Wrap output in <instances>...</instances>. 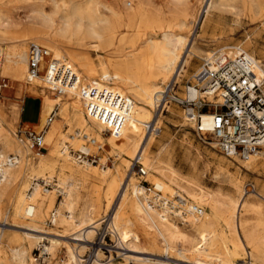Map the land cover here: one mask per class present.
Listing matches in <instances>:
<instances>
[{"label":"rangeland","instance_id":"obj_1","mask_svg":"<svg viewBox=\"0 0 264 264\" xmlns=\"http://www.w3.org/2000/svg\"><path fill=\"white\" fill-rule=\"evenodd\" d=\"M75 1L81 6L89 2L88 0ZM92 1L91 9L97 8L98 13L109 18L116 25L118 23L119 26L116 29V39L112 46H106L99 50L89 48L84 51L88 54L92 67L98 70L99 76L107 74L110 77L113 74V69L108 61H113L124 55V9L136 6L138 0ZM207 1H142L145 10L149 12H153L157 8L156 10L165 16L179 17L186 26L182 35L189 39V48L195 53L196 58L192 57L188 60L180 78L176 81L172 79L166 83L169 86L167 93L169 96L178 99L184 98L185 83L198 70L202 61L207 59L206 53L232 52L234 49L240 48L264 65V17L260 11L255 9L259 6L264 10V0H227L226 5L206 12ZM97 3L98 5H96ZM0 5L9 18L17 24L19 30L40 28L41 12L51 13L49 0H1ZM104 6L113 9L118 16L113 18L112 13L105 10ZM121 39L123 40L120 42ZM9 43L6 42L5 45ZM28 44L26 43L24 50L26 62ZM56 45L65 55L71 53L78 55L81 52L80 48L75 45L62 42H57ZM44 48L51 53L50 49ZM75 72L78 77V96L70 97L64 93V95H57L45 90L41 79L27 85L26 78L18 81L4 77L7 79L8 88L3 91L0 112L4 117L10 145L4 152L1 144L3 140L0 138V153L4 158L7 155L20 156L18 168H3V175H5L6 169L9 173H18L16 178L9 180L8 189L11 194L4 199L0 214V236L5 235L7 240L12 243V247L24 250L23 258L14 259L12 264H179L168 259L159 251L123 245L117 233L112 229V219L117 210L119 198H116L111 208L106 210L102 199L103 190L117 171L122 173L125 185H129L128 194L131 187L136 186L139 181L133 174L136 171V167L133 169L135 161L131 162L128 167L121 164L124 158L123 138L113 139L109 132L97 131L92 127L93 131L97 132L101 138L98 143L96 142L101 150L97 151L96 146L91 147V152L97 155L96 163L82 166L70 158L72 151L70 154L67 152V149L78 150V144L85 145V142L76 136L81 128L73 123L71 126L66 125L60 132V143H58V149L67 146L66 155H58L56 158L47 156L44 159L46 170L42 173L32 171L37 167L39 159L35 153L22 148L23 146L13 135L20 125L19 101L25 95L38 97L42 104L45 99H51L57 101L56 110L59 105L70 102V99L82 102L80 97L86 96V77L78 69ZM0 78L3 77L0 76ZM93 83H103L112 88H121L116 81L106 83L99 81L98 76L88 84L92 85ZM156 84L154 83V85ZM159 85L161 86V83ZM122 91L124 94L123 89ZM37 114L38 102L28 101L22 120L24 122L34 121ZM156 114L159 116L156 127L160 128V133L156 136L151 135L152 143L147 151L149 161L154 162L156 167L173 171L183 182L192 183L206 193L219 197L224 202H239L242 198L243 187L248 191L253 187L256 194L242 199L256 202L263 208L264 217V154L253 157L247 162L226 157L216 145L211 134L206 133L201 137L197 134L194 124L186 120L183 108L174 101L169 102L163 110L160 108L157 111L156 109ZM55 119L56 117L51 125ZM36 124L37 122L29 126L36 130ZM84 125L87 127L85 128L87 133L91 132L89 136L94 138L90 131L92 128H89L88 119ZM143 134H145V128ZM70 136H75L76 141L68 140ZM47 137L46 151L43 152L45 154L48 153L47 149L52 145L50 132ZM63 143L64 145H61ZM25 150L29 152L28 156H26ZM143 168L145 169L144 166ZM105 170L107 175L100 183L97 176L103 175ZM82 172L89 173L90 178L79 181L78 173ZM145 180L153 185L149 175ZM36 185L40 186V198L34 202L26 201L36 209L34 216L27 220L22 215L16 216L14 210L17 194L21 192L23 195H28ZM98 186L101 191L100 204L97 203ZM171 189L180 192L175 187H171ZM66 193L69 194L68 203L63 204ZM198 206H202L206 212L205 205ZM173 224L183 232L190 230V225L184 227L180 224ZM237 239L246 247L240 253L242 258H245L252 252L251 248L242 235H238ZM2 246L5 248L4 244ZM46 250L51 251L49 253ZM71 253L74 258L71 257Z\"/></svg>","mask_w":264,"mask_h":264},{"label":"bare ground","instance_id":"obj_2","mask_svg":"<svg viewBox=\"0 0 264 264\" xmlns=\"http://www.w3.org/2000/svg\"><path fill=\"white\" fill-rule=\"evenodd\" d=\"M88 1L84 6H81L75 0H49L51 13L41 12L40 28L33 27L23 30H19L17 24L9 18L0 5V76L18 81L26 78L27 62L24 50L26 43L33 41L34 44L50 49L52 56L63 60L75 75V70L78 69L86 77L85 81L87 82L86 96L80 97L83 103L70 99V102L59 105L56 110L57 101L44 100L40 115L41 122L50 113H54V117H56L46 131L44 139L46 142L50 132L52 145L47 149V154L35 155L39 159V163L32 171L44 172L46 170L44 159L47 156L56 158L58 155H66L67 146L58 149L60 132L66 125L76 124L77 127L81 128V131L76 133L77 138L83 140V136H87L95 144L86 146V144L77 143L78 150L67 149L68 154L71 153L70 151L91 152L90 148L97 146L96 142L98 143L101 139L98 133L93 131V128L97 131H107L113 139H124L122 166L128 167L133 161L135 164L136 162L141 163L146 169V176L151 177L153 183L151 185L164 195L184 194L183 196L188 202L196 206L205 205L206 207L205 212L202 206H198L202 209L200 217H187L186 222L180 224L184 227L190 225V230L183 232L173 224H179L174 219L168 218L158 210L147 206V197L139 185V181L136 186L131 187L128 194L129 185H125L122 180V173L117 171L114 178L107 183L103 190L102 199L104 208L107 210L111 208L116 198H119V204L112 219V229L117 233L123 245L159 251L168 259L179 264H264L263 208L252 200L242 199L256 194L253 187L250 188V191L243 187L242 198L239 202H224L219 197L206 193L192 183L183 182L173 171L156 167L155 163L147 158V151L152 143L151 135L154 133H150V129L146 131V124L150 123L156 127L159 118L156 109L158 111L161 108L168 93L169 86L166 83L172 79L178 80L188 60L195 57V53L189 48V39L182 35L186 27L185 24L179 17L165 16L156 10L157 8L153 12L145 10L143 0H138L136 6L124 9V55L121 58L108 61L113 69L112 76L109 77L107 74L99 76L98 70L92 67L89 56L84 51L89 48L99 50L106 46H112L116 39V29L119 26L118 23L116 25L109 18L98 13L97 8L91 9L93 1ZM226 4L227 0H208L205 9L208 12L210 9ZM104 9L110 11L113 18L118 16L113 9L107 6H104ZM255 9L260 11L264 17V10L261 7L257 6ZM6 42L10 43L5 45ZM57 42L75 45L80 48L81 52L78 55L72 53L65 55L60 52L56 45ZM239 51L242 50L236 48L232 52L219 51L218 53L231 57ZM242 52L249 56L245 51ZM214 54L216 53H206L207 59L212 58ZM249 58L254 65L253 72L256 80H264V65L253 57L249 56ZM96 76H98L99 81L104 83L116 81L121 88H112L103 83L88 84ZM154 83L157 84L154 85ZM63 93L69 97L78 96L77 75L71 86L63 88ZM63 93L62 95H64ZM201 95L200 93H192L189 96L194 98ZM90 106L93 107L90 109ZM85 116L86 120L88 119L90 122L89 128L93 127L90 131H92L94 138L89 136L91 132L87 133L85 129L87 128L84 125ZM211 116L212 114L208 113L202 114L203 136L206 133L210 134ZM185 118L188 122H192L194 127L196 126L195 121L186 113ZM115 126L119 128L118 135H114L112 132ZM5 127L4 117L0 112V138L3 140L1 144L4 152L10 145ZM144 128L145 134L142 135ZM83 131L85 133H82ZM68 140L75 142L76 138L70 136ZM26 150L25 154L28 156L29 152ZM260 154L263 153H254L245 160L240 159L237 155L226 157L247 162ZM9 156L13 155H7L4 158L3 154L0 153V214L4 199L11 194L8 189L9 180L18 176V173H9L8 169L3 175V168H18L20 164V156H13L14 163L7 164L6 160ZM70 158L72 159L71 155ZM73 162L75 161L73 160ZM86 165L91 164H82V166ZM92 168L95 169V167ZM106 172L105 170L103 175L97 176L100 183L106 177ZM78 175L79 181L90 178L89 173L82 172ZM171 187L179 189L181 193L173 191ZM96 193L97 203L100 204L101 191L99 186ZM39 198V185L33 187L32 192L28 195L19 192L17 202L15 201V215H22L25 220L32 218L36 209L26 201L34 202ZM68 199L69 194L66 193L63 204L68 203ZM69 219L72 218L69 217ZM238 235H242L252 251L245 258H242L240 253L246 247L237 239ZM3 244L5 248L2 246ZM11 244L5 235L0 236V264H12L14 259L23 258L24 250L12 247ZM46 251L50 253L51 250ZM71 257L74 258L72 253ZM43 260L45 263L44 258ZM137 260L141 261L140 259Z\"/></svg>","mask_w":264,"mask_h":264},{"label":"built area","instance_id":"obj_3","mask_svg":"<svg viewBox=\"0 0 264 264\" xmlns=\"http://www.w3.org/2000/svg\"><path fill=\"white\" fill-rule=\"evenodd\" d=\"M215 53L212 58L203 60L198 70L187 80L184 98L166 95L161 110L169 102L177 103L195 121V131L200 137L204 132L202 114H212L210 134L225 156L237 155L245 160L254 153L264 154V80H256L253 62L244 52L239 51L231 57ZM38 78L46 85L45 90L62 95L63 88L71 86L76 75L63 60L54 58L46 48L30 43L25 82L31 85ZM6 80L0 78V102L4 89L8 88ZM192 93L202 95L190 98ZM53 119L54 113L46 116L43 122L39 117L36 130L20 123L13 135L24 148L35 154L43 153L46 151L45 134ZM116 126L112 130L114 135L119 134ZM149 129L154 136L160 133V128L150 123L146 124V131ZM83 141L86 146L95 145L87 136H83ZM95 148L101 150L99 146ZM71 156L78 164H94L97 160V155L88 151H72ZM6 163L13 164V156H9ZM135 167L134 174L147 197L148 207L179 224L185 223L187 217H200V207L188 202L181 194L164 195L145 181L146 171L141 164L136 162Z\"/></svg>","mask_w":264,"mask_h":264},{"label":"crops","instance_id":"obj_4","mask_svg":"<svg viewBox=\"0 0 264 264\" xmlns=\"http://www.w3.org/2000/svg\"><path fill=\"white\" fill-rule=\"evenodd\" d=\"M28 101H35V102H38V114H37V117L34 121H26L24 122L22 120L23 116H24V109H25V105ZM20 105H19V115H18V118H19V122L21 124H27V125H33L35 124L36 122H38V119L41 115V109H42V101L38 98V97H32V96H23L20 101H19Z\"/></svg>","mask_w":264,"mask_h":264}]
</instances>
